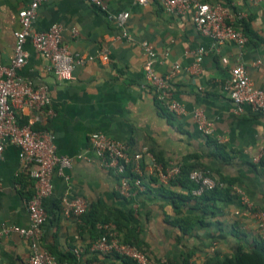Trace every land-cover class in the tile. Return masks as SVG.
I'll return each instance as SVG.
<instances>
[{"label":"crops","instance_id":"1","mask_svg":"<svg viewBox=\"0 0 264 264\" xmlns=\"http://www.w3.org/2000/svg\"><path fill=\"white\" fill-rule=\"evenodd\" d=\"M30 1L0 0L1 65L13 59L15 33L20 30L18 12ZM103 1L113 13L130 14L128 37H122L103 12L84 0H43L38 9L33 29L45 31L61 25L63 44L82 60L70 81H61L29 40L24 44L27 58L18 74L46 89L54 113L50 118L40 117L34 128L51 136L57 154L72 162L62 176L53 174V192L44 201L47 220L40 246L60 255L78 248L84 264H120L111 255L91 250L97 238L90 225L62 215L60 199L68 195L81 197L88 210L133 209L135 225L154 264H212L216 257L230 258L239 248L254 247L260 239L257 226L252 214L244 213L241 198L264 211V169L258 168L264 156V113L248 107L242 114L233 113L226 84L239 65L247 69L255 88L263 87L264 0H200L251 19L256 38L243 48L228 42L214 44L195 29L192 12L170 15L159 0H147L145 5L135 0ZM239 20L235 27L242 31ZM144 45L154 53V71L161 76L173 74V97L184 107L182 115L168 113L145 85L143 66L148 56ZM199 49L204 52L201 67L192 72V53ZM102 53L108 61H101ZM195 108L213 122L211 135L197 131L192 120ZM17 113L20 122L28 114ZM93 133L126 143L131 153L143 155L144 192L129 199L119 196L117 177L102 168L90 150ZM216 146L223 148L226 158L214 155ZM154 163L206 166L212 178L234 181L231 190L237 198L219 202L204 226L185 235L173 225L177 218L173 202L192 213L193 203L179 197L187 196L188 190L169 184L161 188L158 180L153 181ZM33 192L34 183L22 166L19 148L8 144L0 159V264H28L29 242L3 230L28 227L26 202Z\"/></svg>","mask_w":264,"mask_h":264},{"label":"built area","instance_id":"2","mask_svg":"<svg viewBox=\"0 0 264 264\" xmlns=\"http://www.w3.org/2000/svg\"><path fill=\"white\" fill-rule=\"evenodd\" d=\"M43 0H31L29 5L18 12L20 30L15 33L14 56L9 65L0 64V159L8 144L20 150L22 166L28 177L34 183V192L26 202L29 215L28 227L10 226L3 230V234L17 233L29 242L30 256L28 264H70L57 262L55 257L40 246L43 225L47 220L44 201L53 192L52 177L55 172L60 176L64 170L71 167V160L57 154L51 136L34 128L40 117L54 115L50 107V99L44 87L34 86L22 79L18 72L25 64L27 54L24 44L29 40L38 53L44 56L51 65L52 71L61 81H70L76 65L81 64L80 57L69 52L62 41V26L54 24L45 31H36L33 25L38 16V9ZM103 12L120 30L122 37H128L127 22L130 14L127 11L113 13L108 10L103 0H84ZM138 5H145L147 0H135ZM164 11L174 16H184L192 12L195 29L213 40L214 44L233 43L243 48L248 40L244 33L235 27L236 20L242 19L240 14H231L221 5H209L200 0H159ZM73 35L76 32L73 31ZM147 62L143 66L145 85L156 94V99L168 113L179 116L184 113V107L174 99L170 79L172 73L166 76L158 75L153 69L154 53L151 47L144 45ZM203 50L192 53L194 63L190 67L192 72H199L203 60ZM103 62L108 61L106 53L100 55ZM179 69L174 66V71ZM226 89L232 101V112L242 114L245 107L254 113H264V84L262 88H255L247 69L235 66L231 77L227 81ZM27 111L24 121L20 122L17 112ZM192 120L198 132L209 136L213 130V122L205 113L195 108ZM90 150L99 165L117 179V193L126 199L145 191L143 184V155L131 153L126 143L119 142L93 133L89 137ZM154 176L162 185H168L181 172V164L170 163L166 166L154 163ZM129 170L134 174L129 177ZM195 185L193 196H201L205 191L225 184L212 178L208 172L193 170L188 176ZM244 213L254 217L259 238L264 242V211L256 209L248 200L241 198ZM63 216L82 223V217L87 211L86 202L79 196L64 195L60 199ZM106 232L92 245L91 250L101 255H118L131 259L135 264H154L146 250L120 243L111 232L110 226H105ZM0 233V237H1ZM76 257L75 264L81 262V251L78 248L70 250Z\"/></svg>","mask_w":264,"mask_h":264},{"label":"trees","instance_id":"3","mask_svg":"<svg viewBox=\"0 0 264 264\" xmlns=\"http://www.w3.org/2000/svg\"><path fill=\"white\" fill-rule=\"evenodd\" d=\"M250 22V18H242L239 20V24L241 25L240 28L247 37L248 41L256 38V35L251 29ZM223 152L224 151L222 147L216 146V152L214 155L217 158H226ZM163 165L166 166V164ZM258 168L264 169V156L260 159ZM198 169L205 172H210L206 166L183 163L181 165L180 174L169 183L170 186L186 188L188 190V195H179V197L182 200L193 203V212L186 213L180 204H177L176 201L173 202V208L175 214L177 215L173 225L178 226L185 235L194 230L196 226H204L206 224V217L208 215L212 216L215 213L216 205L219 202H225L230 199L237 198V196L231 190L234 181H226L224 179H221V182L225 184L224 187H216L212 190L205 191L201 196H193L192 190L195 188V185L189 180L188 176L190 172ZM128 172L129 177L134 176L131 170ZM153 181H157L155 176L153 177ZM160 187L164 188L162 184H160ZM135 194L138 193L136 192ZM135 220L136 214L133 209L121 210L106 208L99 210L93 208L88 210L87 207V211L82 217V222L84 225L88 224L92 229L95 230L97 239L107 231L105 226L113 225L114 227L111 229V232L120 243L135 246L140 250H145V244L141 240L140 234L137 230L138 226L135 225ZM48 252L55 257L57 262H68L70 264H75L77 262L76 257L71 253V251L63 255H60L54 251ZM111 257L119 261L120 264H135L133 260L120 257L115 254L111 255ZM212 264H264V242L259 239V242L256 243L252 248H247L245 250L239 248L237 253H235L230 258L225 257L223 259H218L216 257Z\"/></svg>","mask_w":264,"mask_h":264}]
</instances>
